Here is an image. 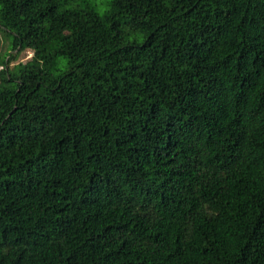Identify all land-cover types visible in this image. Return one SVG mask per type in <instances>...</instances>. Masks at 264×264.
<instances>
[{
    "label": "trees",
    "instance_id": "obj_1",
    "mask_svg": "<svg viewBox=\"0 0 264 264\" xmlns=\"http://www.w3.org/2000/svg\"><path fill=\"white\" fill-rule=\"evenodd\" d=\"M0 264H264V0H0Z\"/></svg>",
    "mask_w": 264,
    "mask_h": 264
},
{
    "label": "rangeland",
    "instance_id": "obj_2",
    "mask_svg": "<svg viewBox=\"0 0 264 264\" xmlns=\"http://www.w3.org/2000/svg\"><path fill=\"white\" fill-rule=\"evenodd\" d=\"M109 0H69L72 5H87L92 7L97 13H103L108 8ZM12 34L8 31L0 28V60L7 57H12L9 61L8 66H12L17 62L26 61L32 54L30 49L24 48L19 51L12 50L10 46ZM1 68V63H0Z\"/></svg>",
    "mask_w": 264,
    "mask_h": 264
}]
</instances>
